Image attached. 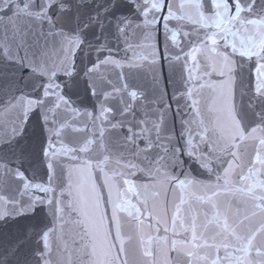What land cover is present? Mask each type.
I'll list each match as a JSON object with an SVG mask.
<instances>
[{
  "label": "snow or ice",
  "instance_id": "snow-or-ice-1",
  "mask_svg": "<svg viewBox=\"0 0 264 264\" xmlns=\"http://www.w3.org/2000/svg\"><path fill=\"white\" fill-rule=\"evenodd\" d=\"M0 264H264V0H0Z\"/></svg>",
  "mask_w": 264,
  "mask_h": 264
}]
</instances>
